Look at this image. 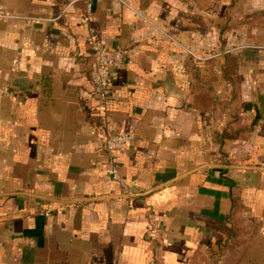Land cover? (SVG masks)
<instances>
[{
	"label": "crops",
	"instance_id": "0c3cea01",
	"mask_svg": "<svg viewBox=\"0 0 264 264\" xmlns=\"http://www.w3.org/2000/svg\"><path fill=\"white\" fill-rule=\"evenodd\" d=\"M0 5V264H264V0L94 4L126 51L128 188L97 148L85 3Z\"/></svg>",
	"mask_w": 264,
	"mask_h": 264
},
{
	"label": "built area",
	"instance_id": "2783aa9c",
	"mask_svg": "<svg viewBox=\"0 0 264 264\" xmlns=\"http://www.w3.org/2000/svg\"><path fill=\"white\" fill-rule=\"evenodd\" d=\"M85 3L83 22L87 25L88 34L86 42L90 48L91 59L89 62L90 80L93 87V96L98 109L102 112L104 120L97 124V148L99 152L109 157L108 174L117 181L121 187L128 188V179L119 170L115 159L116 153L124 152L134 141L133 132L117 131L107 115L113 104L112 77L126 62V51L121 48H111L97 35L91 26L94 14V4L99 0H81ZM0 5V20L17 18Z\"/></svg>",
	"mask_w": 264,
	"mask_h": 264
},
{
	"label": "water",
	"instance_id": "95a60500",
	"mask_svg": "<svg viewBox=\"0 0 264 264\" xmlns=\"http://www.w3.org/2000/svg\"><path fill=\"white\" fill-rule=\"evenodd\" d=\"M15 86H19V84L17 83L15 84ZM258 103H259L260 111L264 114V91L259 94Z\"/></svg>",
	"mask_w": 264,
	"mask_h": 264
}]
</instances>
